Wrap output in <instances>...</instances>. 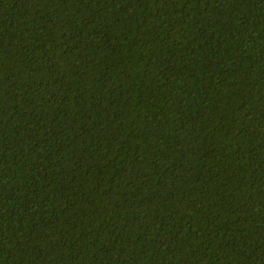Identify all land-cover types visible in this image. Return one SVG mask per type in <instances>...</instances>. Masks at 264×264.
Wrapping results in <instances>:
<instances>
[{
  "label": "trees",
  "instance_id": "16d2710c",
  "mask_svg": "<svg viewBox=\"0 0 264 264\" xmlns=\"http://www.w3.org/2000/svg\"><path fill=\"white\" fill-rule=\"evenodd\" d=\"M0 264H264V0H0Z\"/></svg>",
  "mask_w": 264,
  "mask_h": 264
}]
</instances>
